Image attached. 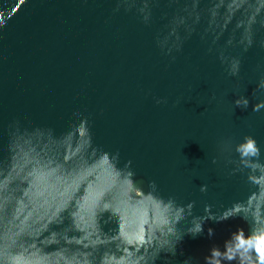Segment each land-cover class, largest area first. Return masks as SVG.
Listing matches in <instances>:
<instances>
[{"label": "water", "instance_id": "obj_1", "mask_svg": "<svg viewBox=\"0 0 264 264\" xmlns=\"http://www.w3.org/2000/svg\"><path fill=\"white\" fill-rule=\"evenodd\" d=\"M261 41L264 0H0V264H144L170 235L169 198L195 205L156 264H205L212 248L208 264H251L264 175L233 170L248 135L264 162ZM236 202L248 218L220 219Z\"/></svg>", "mask_w": 264, "mask_h": 264}, {"label": "clouds", "instance_id": "obj_2", "mask_svg": "<svg viewBox=\"0 0 264 264\" xmlns=\"http://www.w3.org/2000/svg\"><path fill=\"white\" fill-rule=\"evenodd\" d=\"M124 3H128V0H124ZM116 11H119V6L117 7ZM140 11L144 14V16H143L144 21L148 22L151 18V12L148 10V4L145 3L144 7L141 8ZM259 14L260 13L256 14V16H254L250 19V22L245 29L246 30V36H245L244 40H242V43H245V45H246L245 51H247L248 48L252 47L255 43V40L253 37V25L257 22L256 17ZM179 19L182 22L184 21V18H179ZM197 19H199V17H197ZM172 34L176 35V40L172 44L171 47H168V54H171L173 48H175L176 50H180L182 48L181 37L177 34L175 27L172 30ZM167 43H168L167 39L165 41L161 42V47L162 48L165 47L167 45ZM260 44H261V46H264V41H261ZM174 59H175V57H173V60ZM222 59H224V58L222 57ZM240 69H241V60L238 58H232L230 61V64H229V68H228L229 75H231L233 77L238 76L240 73ZM259 89H264V78H261L258 81L257 90H259ZM166 102H167L166 99H163V100L157 99L156 100L157 104L166 103ZM249 103H250L249 99L247 97H244V96H240L235 101V104L237 106H241L244 108H247ZM261 109H264V100H260L258 103H256L254 105V108H253L254 111H259ZM235 151L239 154V161H238L237 169L233 170V174H235L236 171H239L242 169H248L249 170L248 180L251 183H253L252 175L254 173L257 175H264V162H261V160H260L261 149L258 145L257 140L253 136H251V135L246 136L244 138L243 142L236 145ZM212 162L215 164V163H217V160L213 159ZM151 188H152L153 192L155 193V190L157 188L155 181L151 182ZM207 190H208L207 184L202 185L200 188L201 192H207ZM160 200L165 201L163 198H160ZM166 202L168 205L172 206V208H173V227L170 230V235L165 240L152 245L150 249L146 250L144 264H156V261L160 258L161 253L171 254V256L176 255V246L179 243V241L182 239V233L178 229L177 225L182 220H184L186 218V214L187 215L192 214V209L194 208V205H195V202H192V203H189L186 207L180 206V205H177L175 200L172 198H169ZM244 205H246L245 202H236L233 205V208L229 209L227 212H225V214L220 219H227V218H230L231 216L239 215L241 213L244 214L245 218H248L247 215L243 211L242 206H244ZM206 210L209 211V217L210 218H215V217H211L210 206ZM209 217H196V218H194L192 221L194 226L192 228H190L189 231L193 232V233L201 232L203 230V224H204L205 219H207ZM208 231H209V235H212L213 229L209 228ZM242 232H244V230L240 229L239 231L233 233L232 238H235L236 236L240 235ZM255 232H256V227L252 223V227H251L249 233H247V235L251 236V235L255 234ZM261 247H264V245H261ZM261 247L256 248L255 246H253L250 249L251 256H252L251 264H264V261H261L259 259L261 253H264L261 251ZM213 250H214V248H212L210 250L209 255L211 254V252ZM208 256H206L204 258L205 264H208ZM169 264H171L170 261H169ZM184 264H199V260L194 259L192 257H189L188 259H186L184 261Z\"/></svg>", "mask_w": 264, "mask_h": 264}, {"label": "snow or ice", "instance_id": "obj_3", "mask_svg": "<svg viewBox=\"0 0 264 264\" xmlns=\"http://www.w3.org/2000/svg\"><path fill=\"white\" fill-rule=\"evenodd\" d=\"M260 244H261V245H264V240H261V241H260ZM261 251L264 252V247H261Z\"/></svg>", "mask_w": 264, "mask_h": 264}]
</instances>
